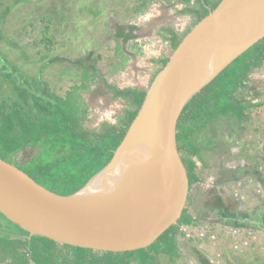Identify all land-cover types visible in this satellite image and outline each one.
Wrapping results in <instances>:
<instances>
[{
	"label": "rangeland",
	"instance_id": "1",
	"mask_svg": "<svg viewBox=\"0 0 264 264\" xmlns=\"http://www.w3.org/2000/svg\"><path fill=\"white\" fill-rule=\"evenodd\" d=\"M193 5L179 0H0V101L16 102L37 115L53 95L63 97L84 85L88 88L78 91L87 109L84 127L116 124L126 105L113 99L105 84L146 91L158 60L172 53L165 28L182 37L193 16L181 11ZM249 79L260 95L252 102L264 100V61ZM193 142L203 161L194 159L199 181L190 186L187 215L200 223H221L216 228L221 233L229 227L252 229L256 240L238 254L229 251L226 236L204 247L182 240L178 257L160 254L158 264H264V106L251 110L242 130L220 119L194 134ZM1 230L15 228L0 218Z\"/></svg>",
	"mask_w": 264,
	"mask_h": 264
},
{
	"label": "water",
	"instance_id": "2",
	"mask_svg": "<svg viewBox=\"0 0 264 264\" xmlns=\"http://www.w3.org/2000/svg\"><path fill=\"white\" fill-rule=\"evenodd\" d=\"M263 38L264 0H221L172 51L110 160L80 190L56 194L0 158V214L28 237L79 248L117 253L153 244L188 199L176 142L183 108Z\"/></svg>",
	"mask_w": 264,
	"mask_h": 264
},
{
	"label": "trees",
	"instance_id": "3",
	"mask_svg": "<svg viewBox=\"0 0 264 264\" xmlns=\"http://www.w3.org/2000/svg\"><path fill=\"white\" fill-rule=\"evenodd\" d=\"M179 1L185 5L194 3L181 11L193 16L186 35L221 0ZM165 30L173 51L183 36L170 28ZM168 58L158 60L156 74ZM263 61L264 38L237 57L183 108L176 124V142L190 186L199 181L194 159L201 164L203 161L193 135L220 119L233 121L242 130L251 110L264 106L263 100L252 102L259 92L249 79ZM105 87L113 99L124 101L126 109L116 124L103 122L98 129L84 127L87 109L78 94L79 89L88 88L84 85L72 88L63 97L53 95L45 112L37 115H31L16 102L0 101V158L51 192L66 196L80 190L108 163L146 93L107 84ZM217 205L224 207L221 202ZM226 210L223 209L224 217L233 222L234 217ZM0 218L15 228L14 232L0 231V264H158L160 254L170 260L178 257L177 226L192 222L184 209L177 223L147 248L113 253L60 244L39 236L28 237L27 232L1 214Z\"/></svg>",
	"mask_w": 264,
	"mask_h": 264
},
{
	"label": "built area",
	"instance_id": "4",
	"mask_svg": "<svg viewBox=\"0 0 264 264\" xmlns=\"http://www.w3.org/2000/svg\"><path fill=\"white\" fill-rule=\"evenodd\" d=\"M190 224H179L177 226V236L184 240L194 241L199 243L201 247L215 245L218 242L219 236L229 238L228 249L233 254H238L256 240L255 233L252 229L241 227H229L223 230L222 233L216 228H210L205 222H196L194 217ZM264 252V249L262 250ZM215 264H220L215 262Z\"/></svg>",
	"mask_w": 264,
	"mask_h": 264
},
{
	"label": "crops",
	"instance_id": "5",
	"mask_svg": "<svg viewBox=\"0 0 264 264\" xmlns=\"http://www.w3.org/2000/svg\"><path fill=\"white\" fill-rule=\"evenodd\" d=\"M176 23V22H175ZM185 35H183V37H184ZM190 189L191 188H189V193H190ZM189 194H188V199H187V201L189 200ZM208 224V226L210 227V228H217V227H220L222 224L221 223H207ZM182 240H183V242H182ZM186 241H188V240H186ZM181 242H182V244L184 245V239L183 238H181V237H176V243L178 244H181ZM189 242H193V243H196V242H194V241H189ZM178 246V245H177Z\"/></svg>",
	"mask_w": 264,
	"mask_h": 264
},
{
	"label": "bare ground",
	"instance_id": "6",
	"mask_svg": "<svg viewBox=\"0 0 264 264\" xmlns=\"http://www.w3.org/2000/svg\"><path fill=\"white\" fill-rule=\"evenodd\" d=\"M85 191L86 192H93V189L91 187H88Z\"/></svg>",
	"mask_w": 264,
	"mask_h": 264
},
{
	"label": "flooded vegetation",
	"instance_id": "7",
	"mask_svg": "<svg viewBox=\"0 0 264 264\" xmlns=\"http://www.w3.org/2000/svg\"><path fill=\"white\" fill-rule=\"evenodd\" d=\"M134 89V88H133ZM260 96V95H259ZM258 101H260V100H258ZM264 101V100H263ZM257 102V101H256Z\"/></svg>",
	"mask_w": 264,
	"mask_h": 264
}]
</instances>
